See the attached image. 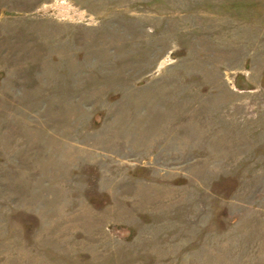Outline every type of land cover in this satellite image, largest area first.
I'll return each mask as SVG.
<instances>
[{"label":"rangeland","instance_id":"1","mask_svg":"<svg viewBox=\"0 0 264 264\" xmlns=\"http://www.w3.org/2000/svg\"><path fill=\"white\" fill-rule=\"evenodd\" d=\"M0 264H264V0H0Z\"/></svg>","mask_w":264,"mask_h":264}]
</instances>
